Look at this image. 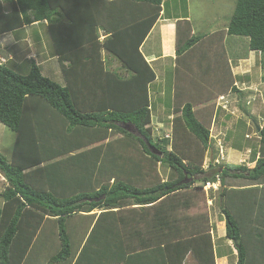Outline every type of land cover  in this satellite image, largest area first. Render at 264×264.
<instances>
[{"label": "trees", "instance_id": "trees-1", "mask_svg": "<svg viewBox=\"0 0 264 264\" xmlns=\"http://www.w3.org/2000/svg\"><path fill=\"white\" fill-rule=\"evenodd\" d=\"M162 3L0 0V35L45 23L64 82L44 77L34 61L26 75L0 63V123L15 134L10 161L0 156V264H184L188 255L215 264L209 228L188 211L197 191L217 181L235 264H264V188L224 185L264 181V126L252 167L214 166L210 128L186 101L170 139L152 136L155 74L140 47ZM225 34L246 38L264 64V0H236ZM198 41L177 46L176 56ZM102 51L129 76L110 70ZM113 133L121 139L110 141ZM157 165L170 169L168 180L159 181Z\"/></svg>", "mask_w": 264, "mask_h": 264}, {"label": "rangeland", "instance_id": "rangeland-1", "mask_svg": "<svg viewBox=\"0 0 264 264\" xmlns=\"http://www.w3.org/2000/svg\"><path fill=\"white\" fill-rule=\"evenodd\" d=\"M165 1L166 0H163V2ZM235 1L236 0H187L186 3L185 0H182L181 4L177 6L178 4L176 3V0H169L170 5L174 10L177 9L176 7H179L178 9L185 14L186 8H188L191 18L193 20L195 19V22L191 23L192 33L197 34V37L206 35L205 38L207 40L208 38H217L219 40V29L224 25H227L229 22L233 13ZM6 10H8L7 5ZM208 16H210L211 19L214 18V21H210ZM34 26L35 25L31 27L27 26L24 29V33L28 36H32V31L36 29ZM39 27L40 26H38V29H41ZM14 36L21 37L22 32H17ZM237 41L239 42V47H236ZM8 43L9 40L7 44ZM16 46V49L11 47L5 52L0 50V63L7 64L8 62L6 60L9 59L8 55L11 54L13 59L9 61L8 65L15 62L20 63L21 60L19 59L25 58L29 53H34V56L40 54V45H36L35 42L30 43L29 41V43H18ZM220 48L228 54V57L237 58L238 54L247 52L248 42L246 38L243 37L229 36L225 43L223 42L219 45H212L209 50L207 49L205 51L204 55L201 54L202 62L197 56L189 58L188 60H184L185 58L181 60V64L185 66L186 74L189 78V83L184 85L185 96L182 94L179 98H176V102L172 101L170 98V91L172 89V87H169L170 84H166L165 86V96L157 95L156 97L165 100L166 104H159V101L155 102L154 97L156 95L151 94L153 98V117L150 124L152 136L154 139H162L166 137L165 135L171 131L172 119L179 115V113H176L175 111L180 110L183 105L179 103H184L186 101L193 105V111L197 114L196 116L200 122L210 128V143L215 157V162H213L214 166L222 167L226 164H247L248 167H252L253 164H251L250 161H253L254 159L253 152H256L260 145V136L258 134L260 130L258 131V129H261L264 126V81H261L260 77L257 75L255 78L256 86L254 89L248 91V88L240 84V89L242 91L237 93L231 92L227 97L221 99L220 104H217L216 99L219 93L218 90H226L229 85V83H227L228 76L225 75L229 72V69L227 65L224 67L227 59L220 54ZM21 50L25 53L23 56ZM16 51L21 53L20 57L15 56ZM43 51H45L43 53H48L46 50ZM195 51H197V49H195ZM103 56H105V62H108L111 58L106 52ZM35 60V62L40 65V58ZM111 60L113 61V66L115 68L110 69L119 71L120 63L112 58ZM25 62L27 63L28 61L25 60ZM184 66L181 67V69H184ZM18 67L19 66L15 64V68H17L15 71L19 74L26 75L28 73L29 64L24 65L21 68ZM45 67L46 66H43L42 68L46 70L47 68ZM54 69H47L46 73L53 74L57 67L55 70ZM256 70H259V67ZM262 73L264 76V72ZM46 77L59 85H64L61 75L56 77ZM223 80L224 84L222 85ZM212 121H215V123H212ZM245 135L248 136L245 137ZM121 137V134L113 133L109 140H119ZM14 138V132L0 123V156L6 161H10ZM216 138L220 139L223 150L220 146H217L219 143L216 142ZM218 148L221 149V152L223 151V153H220ZM208 163L209 154L207 152L203 164L204 169L208 168ZM156 170V176L159 181H166L170 178V169L157 165ZM0 176H2L1 173ZM5 184L6 183H1L0 185L1 194L6 186ZM200 185L201 182L196 180L193 187H200ZM224 185L228 189L239 190L255 186L263 189L264 181L255 183L246 180L226 178L224 180ZM219 192V181L214 184V187L212 185L210 187L204 185L202 191H197L196 205L191 208L188 213L191 216H195L201 224L204 222L205 226L209 228L212 241L218 253L216 257L218 260L216 261L215 259V264H235L236 251L233 249L232 243L224 239L225 222L224 216L221 213ZM0 207H2V205ZM131 208H136V206L124 207L125 210ZM94 213L99 214L100 211L95 210L92 214ZM48 253L54 252L48 251ZM184 264L199 263H197L191 255H188Z\"/></svg>", "mask_w": 264, "mask_h": 264}, {"label": "crops", "instance_id": "crops-1", "mask_svg": "<svg viewBox=\"0 0 264 264\" xmlns=\"http://www.w3.org/2000/svg\"><path fill=\"white\" fill-rule=\"evenodd\" d=\"M182 0H176V3L179 6L181 4ZM187 3V0H185ZM177 9L174 10L173 7H171L169 0H166L165 2L162 3V11L160 13V16L158 20L156 21L155 25L151 29L149 35L145 39V41L142 43L140 47V51L145 58L146 62L150 65L152 68L154 74H155V80L149 85V93L151 96V104H153V98L151 94L156 95L154 97L155 102L159 101V104H166L165 100H161L156 98L157 95L165 96L166 91H165V86L166 84H170L169 87H172L170 91V98L172 101L176 102V98L184 94V85L189 83V78L187 77L186 74V68L183 64H181V60H188L189 58L196 57L199 58V60L202 62V57L201 54H205V51L211 48L213 45H219L221 43H225L228 40V35L225 34L227 25H224L220 31V36H218L219 40L216 38H211L208 40L205 38L206 35H202L201 37H197V34H193L192 29H191V23L195 22V19L193 20L189 14L188 8H186V13L184 14L181 10H179V7H176ZM6 10V6H5ZM210 21H214V18L211 19L210 16H208ZM45 24V23H44ZM44 24H33L35 25L34 29L32 31V36L26 35L24 33V27L21 30H17L14 32H9V33H4L0 35V50H3L4 52L8 50L11 47H14L16 49V45L18 43H30L35 42L36 45H40L39 50L40 54L37 56H34V53L27 54L25 58H20L21 60L20 63L15 62L11 63L9 66L12 69H17L15 68V64H17L21 68L24 65L29 64L31 61H36L35 59L40 58V65L36 63V65L39 66L41 70V74L43 76H50V77H56L61 74V69H60V61L58 58L53 54L51 45H50V40L47 34L46 26ZM30 25L29 27L33 26ZM38 26H40L38 29ZM201 26V25H200ZM20 33L22 32L21 37H15V33ZM218 32V31H216ZM100 34V40L104 38L102 32H99ZM210 36V35H209ZM197 37L199 38L198 42H195L193 46H191L187 51H185L181 56H176V48L177 46H181L185 43H187L191 38ZM9 40V43L7 44ZM247 40V39H246ZM248 42V40H247ZM2 43V44H1ZM4 44V45H3ZM2 45V46H1ZM27 45V44H23ZM236 47H239V42L237 41ZM197 49V51H195ZM24 50V48H23ZM23 50H21L22 56L25 54L23 53ZM46 50L48 53H43ZM220 54L222 56H225L227 59V62L224 64V67H228L229 72H227L225 75L227 77V83H229L228 87L226 90L219 89L218 90V95L216 102L217 104H220L221 97H227L231 92L237 93L242 91L240 89V84L249 90L254 89L256 86L255 83V78L260 77V80L264 81V64L261 62V57L258 53L250 51L247 48L246 53H241L238 54L237 58L234 57H228V54L225 53L221 48ZM195 51V52H194ZM217 51V50H214ZM1 52V51H0ZM20 52L16 51L15 56H21ZM14 54V53H13ZM105 55V51H102V55ZM2 55V54H1ZM9 59L6 61L9 63L13 59L12 54L8 55ZM35 57V59H34ZM105 56H103L104 58ZM23 60V62H22ZM25 60L28 62L26 63ZM115 60V59H114ZM8 63L6 65H8ZM5 64V63H2ZM51 64V65H50ZM67 63H64L66 66ZM46 66L45 68L49 69H54L55 71L53 74L51 73H46L47 69H43L42 67ZM184 66V69L181 67ZM259 70H256L258 69ZM108 68H115L113 66V61L111 58L108 60ZM263 69V70H262ZM112 70V69H110ZM183 70V71H181ZM116 71V70H114ZM119 74L128 77L129 73H127L125 70L120 68L119 71H117ZM60 73V74H59ZM63 78V77H62ZM170 82V83H169ZM182 83V84H181ZM224 84V80L222 82V85ZM183 86V87H182ZM245 88V89H246ZM235 90V91H234ZM152 91V92H151ZM185 96V94H184ZM264 99V98H263ZM174 103V102H173ZM264 104V102H263ZM153 117V116H152ZM212 123H215V121H212ZM248 135H245V137ZM216 142L219 143L217 146H220L223 150V147L221 145V141L219 138H216ZM223 153V151H222ZM252 164V163H251ZM248 166V165H247ZM1 183H6L5 179L3 176H0V185ZM6 185V184H5ZM3 205V199L1 196L0 192V206ZM218 259L216 258V261Z\"/></svg>", "mask_w": 264, "mask_h": 264}, {"label": "water", "instance_id": "water-1", "mask_svg": "<svg viewBox=\"0 0 264 264\" xmlns=\"http://www.w3.org/2000/svg\"><path fill=\"white\" fill-rule=\"evenodd\" d=\"M123 130L133 134V135H137V130L134 126L130 125V124H125L122 126ZM260 129H258L259 131ZM148 150L151 152V154L153 155H157V156H161V152H159L158 150H156L153 146L149 145V143H146Z\"/></svg>", "mask_w": 264, "mask_h": 264}, {"label": "built area", "instance_id": "built-area-1", "mask_svg": "<svg viewBox=\"0 0 264 264\" xmlns=\"http://www.w3.org/2000/svg\"><path fill=\"white\" fill-rule=\"evenodd\" d=\"M221 99H223V97H221L220 100H221ZM168 137H169V136L166 135V138H168ZM218 149H219V148H218ZM219 152L222 153V152H221V149H219ZM206 185H207V187H210L211 185L214 187V184H209V183H207Z\"/></svg>", "mask_w": 264, "mask_h": 264}]
</instances>
